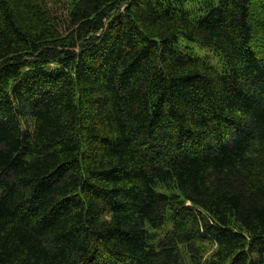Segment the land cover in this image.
<instances>
[{
    "label": "trees",
    "instance_id": "obj_1",
    "mask_svg": "<svg viewBox=\"0 0 264 264\" xmlns=\"http://www.w3.org/2000/svg\"><path fill=\"white\" fill-rule=\"evenodd\" d=\"M0 264H264V0H0Z\"/></svg>",
    "mask_w": 264,
    "mask_h": 264
},
{
    "label": "rangeland",
    "instance_id": "obj_2",
    "mask_svg": "<svg viewBox=\"0 0 264 264\" xmlns=\"http://www.w3.org/2000/svg\"><path fill=\"white\" fill-rule=\"evenodd\" d=\"M178 47L186 52H189L195 56H199L209 60L213 65L221 67V58L216 49L210 46H203L181 37L178 42Z\"/></svg>",
    "mask_w": 264,
    "mask_h": 264
}]
</instances>
